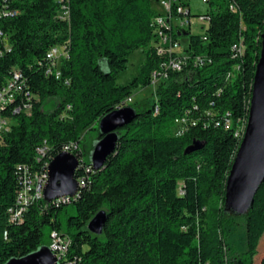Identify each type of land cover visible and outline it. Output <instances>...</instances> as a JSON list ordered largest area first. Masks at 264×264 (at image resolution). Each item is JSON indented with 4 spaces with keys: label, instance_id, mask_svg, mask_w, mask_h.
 I'll list each match as a JSON object with an SVG mask.
<instances>
[{
    "label": "trees",
    "instance_id": "trees-1",
    "mask_svg": "<svg viewBox=\"0 0 264 264\" xmlns=\"http://www.w3.org/2000/svg\"><path fill=\"white\" fill-rule=\"evenodd\" d=\"M153 1L69 0L66 21L59 18L56 0H10L9 8L18 14L0 17V29L12 44L0 57V87L17 67L28 80L26 89L39 96L31 115L7 111L15 124L0 144V264L49 246L54 230L71 239L61 264H255L264 235V181L242 215L246 250L239 254L228 242L239 214L225 210V196L243 139L239 131L249 117L264 0H207L208 40L189 30L176 34L180 41L188 37L190 63L171 72L159 84L156 99L143 108L129 105L137 117L117 130L116 149L104 166L76 171L77 179L86 177L78 198L59 205L41 199L28 207L22 222L10 221L23 167L34 170L50 163L71 142L88 167L102 137L100 121L135 90L152 84L151 74L164 60L153 44ZM235 43L244 47L238 57L232 51ZM56 45L69 51L61 79L46 74V55ZM142 48L139 75L119 84L129 57ZM197 55L210 63L195 66ZM50 105L52 110L44 109ZM182 118L188 126L178 135L176 121ZM45 140L52 149L38 162L37 148ZM71 204L75 213L62 231L60 213ZM101 211L106 220L96 234L88 225Z\"/></svg>",
    "mask_w": 264,
    "mask_h": 264
},
{
    "label": "built area",
    "instance_id": "built-area-1",
    "mask_svg": "<svg viewBox=\"0 0 264 264\" xmlns=\"http://www.w3.org/2000/svg\"><path fill=\"white\" fill-rule=\"evenodd\" d=\"M60 6L59 18L69 21L70 20V6L69 0H56ZM10 0H3L0 8V17L2 16H16L17 10L9 8ZM204 3L205 2L203 0ZM187 0H159V5L162 7L161 13L155 14L152 19V26L154 28V47L157 54L164 58L160 67L154 70L151 74L152 84H161L164 80L168 79L171 72L182 71L184 66L190 63L189 41L184 46L182 41L176 38V34L181 35L188 30L191 31V8L186 5ZM176 18H179L180 22H176ZM199 21L202 22L204 31L202 32L203 41H207L206 28L209 25V18L205 14L198 15ZM0 57L4 55L6 50H10L12 47L9 35L0 29ZM185 48V49H184ZM242 43H235L232 46L234 57H238L243 53ZM184 50V51H183ZM183 51V53H180ZM69 57V51L66 45L53 46L46 55V65L44 61H38L39 66L46 67L47 76L55 75L57 79H61V63ZM192 62L195 66H204L209 62L206 56L197 55L192 58ZM238 68V66H237ZM229 78V77H228ZM28 83L27 78L23 75L21 69L14 67L12 74L0 87V144L4 142V139L10 133L12 127L15 124V118L13 115L25 113L27 115L32 114V108L35 101H38L39 96L37 93L26 89ZM68 83V81H67ZM132 101V97H129L124 103L120 104L118 109H121L128 105ZM158 107L156 108V110ZM7 111L13 113V115H7ZM188 126L186 118L178 119L176 121V134H183ZM246 126L242 127L241 136H244ZM52 146L45 140L44 143L37 148V161L41 162L45 158L49 157L48 154ZM77 149V143L71 142L67 145L66 152L75 154ZM81 164L77 171H81L82 168H86L88 172H93L92 163L86 167L84 160L81 159ZM46 165H49V160L45 161V164L38 169L31 170L30 167H23L24 175L21 178L20 188L16 194V205L9 209L10 221L14 223H20L24 220V215L28 207L34 202L44 199V190L49 178V173H46ZM86 178V177H85ZM84 177L78 178L80 189L85 186L86 179ZM79 189V191H80ZM79 191L71 197H59L51 201L52 203L65 204L75 201L79 196ZM8 232L4 231V237L7 238ZM71 239L69 236L62 234L58 230H54L51 236L50 249L59 260L63 259L70 247Z\"/></svg>",
    "mask_w": 264,
    "mask_h": 264
},
{
    "label": "water",
    "instance_id": "water-1",
    "mask_svg": "<svg viewBox=\"0 0 264 264\" xmlns=\"http://www.w3.org/2000/svg\"><path fill=\"white\" fill-rule=\"evenodd\" d=\"M137 117L136 110L127 105L107 114L99 124L101 139L95 144L91 162L95 170L101 169L114 153L118 141L117 130ZM195 147H192V149ZM81 159L74 153L63 151L49 163V178L44 190L48 202L61 196L75 195L79 189L76 171ZM264 181V32L262 49L256 67L247 127L227 180L225 210L239 215L248 213L255 195ZM106 212H99L89 223V229L101 234ZM5 264H59L49 246H43L23 257L12 258Z\"/></svg>",
    "mask_w": 264,
    "mask_h": 264
},
{
    "label": "rangeland",
    "instance_id": "rangeland-1",
    "mask_svg": "<svg viewBox=\"0 0 264 264\" xmlns=\"http://www.w3.org/2000/svg\"><path fill=\"white\" fill-rule=\"evenodd\" d=\"M187 3L189 4L191 8V14L193 15L190 17L192 21L191 32L193 34H202L205 28L202 27L203 25L202 22L199 21L198 15L207 12L208 4L204 3L203 0H187ZM153 7L155 14L161 13L162 7L159 5V0L153 1ZM176 22L177 23L180 22L179 18H176ZM180 38L183 45L185 46L188 42V37L181 36ZM183 51H181L180 53H183ZM144 59H145L144 48L135 51L129 57L127 69L119 73L117 82L119 84L130 83L135 77L139 75L140 67ZM102 64H103V70L108 71L109 65L106 59H102ZM158 86L159 83L151 84L147 88L135 90L130 96L132 97V101L128 103V105H133L136 110L143 108V105L146 103L147 100L153 98L156 99ZM44 109L52 110L53 106L51 105L45 106ZM74 213H75V207L73 204L67 205L66 208L60 213V220L62 221L63 224L62 231H64V224L68 215ZM236 217H237L236 218L237 224H235L232 227L228 238V242L230 246L233 248L234 252L239 254L246 250V242H245L246 228H245V218L242 215H237ZM49 231H50V227H47L45 230L46 238L49 235ZM263 253H264V235L260 240V244L258 247V254L255 257V264H260Z\"/></svg>",
    "mask_w": 264,
    "mask_h": 264
},
{
    "label": "bare ground",
    "instance_id": "bare-ground-1",
    "mask_svg": "<svg viewBox=\"0 0 264 264\" xmlns=\"http://www.w3.org/2000/svg\"><path fill=\"white\" fill-rule=\"evenodd\" d=\"M205 2H207V0H204ZM248 122V121H247ZM66 148L67 147H65V149L64 150H66ZM49 166V165H48ZM48 166H47V170H46V173H48ZM93 169H94V167H93ZM95 170V169H94ZM63 197H71L70 195H65V196H63Z\"/></svg>",
    "mask_w": 264,
    "mask_h": 264
}]
</instances>
